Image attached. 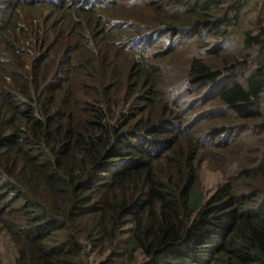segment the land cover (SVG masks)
<instances>
[{
  "label": "trees",
  "instance_id": "trees-1",
  "mask_svg": "<svg viewBox=\"0 0 264 264\" xmlns=\"http://www.w3.org/2000/svg\"><path fill=\"white\" fill-rule=\"evenodd\" d=\"M31 6L0 0V264H264V0H107L51 21ZM147 18L192 84L245 77L221 91L241 134L174 132L189 117L159 50L128 47Z\"/></svg>",
  "mask_w": 264,
  "mask_h": 264
},
{
  "label": "clouds",
  "instance_id": "clouds-1",
  "mask_svg": "<svg viewBox=\"0 0 264 264\" xmlns=\"http://www.w3.org/2000/svg\"><path fill=\"white\" fill-rule=\"evenodd\" d=\"M31 1V8L32 9L39 5L41 9L48 10L49 12H43L40 9H36V14H43L46 16V19L48 21H51L52 18L50 17L49 13L57 14L59 13V16H61L64 13V10L66 6H77L81 8H88L90 5H98L99 3H104L107 0H103L102 2H99V0H30ZM137 3V2H136ZM48 5H57L58 10H51ZM136 6H140L139 3L136 4ZM255 16L251 17L252 20L255 19V22L258 17V10L257 6H255ZM97 9V8H95ZM246 14V12L244 13ZM58 15V14H57ZM241 21V20H240ZM146 23L149 25L142 30H140L138 33H135L132 35L130 41L128 42V47L130 50L135 51L138 55H142L148 48H150L152 45V48L157 47L159 50V55L161 58H159L157 61L160 66L162 67H173L172 71L169 73H166L164 71V75L162 79L160 80L164 85V91L168 93L172 98L173 101L171 104L172 109L181 111L186 110L187 116L189 119H185V121H181L179 118H174L172 129L177 134L179 131H189L193 128L199 129L202 133H209L208 128L210 126H213L215 124H223L224 127H227L229 129V132H225L223 130V135L228 138H230L231 135H234L236 133L241 134L240 132L243 128L242 123L243 120L238 119L234 121L235 117L237 116L238 112L236 109V106L224 98L221 91L222 88L234 81L237 80L244 86L246 85V79L243 75H237L238 72L235 73L233 77H220L219 79H213L211 81L207 82H201L198 84H192L191 79L188 78V64H181V61H174L172 58L168 57L169 52L164 49L162 43L160 41L164 40L166 38V34L164 30L166 27L162 25H158L159 28V34L158 30L156 28L157 23L154 22L151 18H147ZM152 22V23H150ZM243 32V31H241ZM183 37H188L186 34L182 33ZM242 38L243 36H236V41L239 42L240 48L239 52L236 56L237 59L245 58L242 63L239 64L240 66H246L247 69L252 70L254 68L252 62L246 59L247 55L244 56L245 52H243L242 49ZM159 42V44H158ZM164 53H166L167 58H164ZM253 71V70H252ZM250 71V72H252ZM249 71H246V75L250 73ZM227 77H229L227 79ZM178 97H182V100L180 103L175 102V99ZM199 100V107L200 109H192L187 104L191 101H198ZM236 129L237 132L233 133L230 132L231 130ZM205 143L207 139H210L212 141L211 136H205ZM236 156L233 157L234 159H237ZM246 160V157L244 158Z\"/></svg>",
  "mask_w": 264,
  "mask_h": 264
},
{
  "label": "rangeland",
  "instance_id": "rangeland-1",
  "mask_svg": "<svg viewBox=\"0 0 264 264\" xmlns=\"http://www.w3.org/2000/svg\"><path fill=\"white\" fill-rule=\"evenodd\" d=\"M49 8L51 10H58V6L57 5H48ZM135 8L137 9V6L135 5ZM36 9H40L43 12H49L48 10L45 9H41L39 7V5L35 6L32 9V12L35 11ZM255 11L256 8L254 5H251L249 8L247 7V9L244 10V12L242 13L241 16V21H240V25L238 26L240 32L246 30L248 27H252L255 19L252 20L251 17L255 16ZM246 12V14H244ZM58 14V13H57ZM261 22H264V18H261ZM152 23V22H150ZM256 31L259 30L258 27L255 29ZM92 38V36L90 35L89 39ZM91 44V43H90ZM173 69V67H166L165 72L169 73L171 72ZM246 135V134H244ZM238 156H244L247 157L246 155H244V153H242L241 151L237 153ZM217 166H220L219 163H212L211 165L208 163L206 168L204 169L203 173H202V177L201 180L204 181L206 187H208L210 190H215L217 188V182L221 181L224 179V171H223V166H220L221 168L218 169Z\"/></svg>",
  "mask_w": 264,
  "mask_h": 264
}]
</instances>
